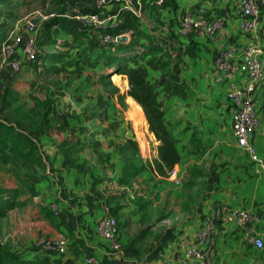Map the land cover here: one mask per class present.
Returning a JSON list of instances; mask_svg holds the SVG:
<instances>
[{
	"label": "crops",
	"instance_id": "obj_1",
	"mask_svg": "<svg viewBox=\"0 0 264 264\" xmlns=\"http://www.w3.org/2000/svg\"><path fill=\"white\" fill-rule=\"evenodd\" d=\"M53 1L52 11L61 17L56 18L49 32L60 22L68 30L62 39L66 37L72 43L80 40L76 44L86 46L84 55L92 59L111 45L100 46L99 34L85 32L72 15L74 7L94 10L92 3ZM236 1L166 0L157 5L156 0H129L131 10L125 12L123 27L118 32L126 33L128 38L116 43L150 45L152 41L148 39L158 35L159 23L161 30L178 34L179 19L186 11L221 19L222 28L216 37L197 30L189 36L178 34L182 42L180 54L185 59L183 67L202 71L205 92L200 109L219 135L215 146L225 144L221 134L225 130L241 154L211 159L213 168L208 176L200 173L193 179L196 184L190 187L175 185L170 177L157 173L151 159V166L142 168L140 143L138 154L131 158L128 141L136 139V128L131 114L134 101L127 95L126 79L118 85L104 73L92 79L76 78V93L57 100L58 105L47 115L43 128L33 134L32 151L23 158L30 190L22 193L20 203L0 216L1 249L19 258H46L50 264H84L89 255L94 264H182L181 239L196 231L212 211L220 209L225 220L219 224L215 254L209 264L264 263V246L257 249L245 237L254 231L264 241V170L259 166V161L264 162V135L252 137L257 155V160H253L236 144L225 85L216 84L211 78L219 44L233 41L244 45L255 40L264 50V14L255 34L244 33L238 28ZM111 8L114 7L106 10ZM20 34L25 35L26 28ZM125 61L128 66L141 67L140 62ZM177 82L172 87L178 90L167 91L172 100L182 101L176 93L180 88L181 93L186 91L189 81L183 78ZM185 96L182 95L183 99ZM254 101L258 109L264 108V82L257 85ZM191 112L187 115L192 116ZM175 114L174 110L170 115ZM179 155L174 167L183 172L191 160L189 155ZM153 157L157 160L154 153ZM205 162L199 159V168L205 167ZM51 203L56 204V211L51 209ZM231 209L245 210L253 218L244 225L228 221ZM106 215L117 218L118 249L96 233V221ZM61 237L67 243L63 253L45 249L39 243L44 238Z\"/></svg>",
	"mask_w": 264,
	"mask_h": 264
},
{
	"label": "rangeland",
	"instance_id": "obj_2",
	"mask_svg": "<svg viewBox=\"0 0 264 264\" xmlns=\"http://www.w3.org/2000/svg\"><path fill=\"white\" fill-rule=\"evenodd\" d=\"M53 5V0H0V187L15 191L12 192V196L7 193L6 198L16 203L21 199L22 193L30 190L31 186L27 182V167L23 162L24 156H21L22 149H25L30 141L34 142L33 134L43 128L47 115L58 105L57 100L76 93L78 86L76 78L92 79L104 73L107 79L118 85L126 79L123 74L117 72V68H103L102 64H97L100 59L84 55L86 46L76 44L81 43L80 40L72 43L66 40V37L62 39L68 30L60 22L55 25L54 31L49 32L45 27L39 29L37 44L41 64L24 66L20 72L11 73L7 65L6 47L14 45V35L20 34L32 17L39 12L52 11ZM161 26L159 23L158 35L148 39V42L152 41L147 48L149 50L130 59L134 63L140 62L142 73L157 92L158 104L164 111L165 123L173 126L171 132L177 129L172 134L177 139L179 153L184 157L187 155L190 157L191 162L184 167L183 172L176 167L175 177L171 181L178 186L190 187L196 184L193 179L197 175L205 173L208 176L211 173L213 168L211 159L221 160L237 152H239L237 155H240L241 151L235 147L232 136L229 133L225 135V130L221 131L222 142L225 144L222 147L215 146L216 136L219 135L214 133L210 119L204 118L200 109L203 108L202 98L205 92L202 71L183 67L185 59L184 55L180 54L182 42L178 34L169 29L161 30ZM57 59H63L66 63ZM115 74L118 76L115 77ZM183 78L189 81L186 91L181 93L180 88V93L176 94H180L182 101L180 98L174 101L167 90L170 88L178 90L172 85ZM126 85L128 89L127 79ZM182 95L186 98L183 99ZM131 107V114L134 117L135 102L131 101ZM174 110L176 114L171 116V111ZM189 110L192 111V116L187 115ZM133 119L136 139L128 141L131 158L133 159L134 153L138 154L140 143L143 152L142 168L144 165L150 167L151 159L156 170L153 153L156 155L158 142L148 129L146 117L145 128L136 122L135 117ZM187 131L189 135H185ZM199 159L206 160L205 167L199 168ZM172 168L163 169V173L156 171L159 175L169 177ZM132 169L131 166V172ZM1 230L0 227V234Z\"/></svg>",
	"mask_w": 264,
	"mask_h": 264
},
{
	"label": "built area",
	"instance_id": "obj_3",
	"mask_svg": "<svg viewBox=\"0 0 264 264\" xmlns=\"http://www.w3.org/2000/svg\"><path fill=\"white\" fill-rule=\"evenodd\" d=\"M74 2L88 1L95 7L94 10H84L80 7L72 9L81 28L88 33L99 34L100 46H107L118 42L119 37H126V33H118L123 27L125 12L130 11L129 0H73ZM166 0H156L157 5H162ZM107 7H114L106 10ZM238 28L248 34H255L260 25L261 15L264 14V0H237ZM140 16L138 10L134 11ZM55 11L39 12L32 17L26 26V34H17L13 37V44L6 47L8 68L11 73H18L24 66L40 65L37 36L40 28L55 17ZM35 19L36 22H32ZM222 28L219 18L208 19L196 16L189 11L184 12L180 19L177 33L189 36L194 31H201L211 37H216ZM211 78L216 84L225 85V98L231 117L232 133L236 144L245 151L253 160H257L256 148L252 137L256 134L264 135V108L258 109L254 101V91L258 84L264 82V50L261 45L253 40L244 45L233 41L219 44L213 60ZM261 170L264 162L259 161ZM176 168H172L169 177L174 179ZM51 209L57 206L51 203ZM228 221L244 225L252 220V215L245 210H228ZM225 220L220 209L212 211L201 223L200 227L192 234L181 239L183 247L182 264H209L215 254L216 238L219 224ZM98 235L108 239L113 249L120 247L119 224L114 215L100 217L95 224ZM255 248L261 249L264 241L258 232L252 231L245 235ZM39 243L48 250L55 249L63 253L67 248L66 239L44 238ZM91 255L87 256L84 264H94ZM264 264V263H262Z\"/></svg>",
	"mask_w": 264,
	"mask_h": 264
},
{
	"label": "trees",
	"instance_id": "obj_4",
	"mask_svg": "<svg viewBox=\"0 0 264 264\" xmlns=\"http://www.w3.org/2000/svg\"><path fill=\"white\" fill-rule=\"evenodd\" d=\"M55 18L47 22L45 28L52 27L55 24ZM149 46L145 42L138 47L131 43H112L108 47L103 48L104 51H101L97 58L101 60L103 68H117V72L126 76L128 84L127 95L133 99L136 106L134 110L135 120L140 126H144L146 117L148 129L158 142L156 146V170L159 173H163V169H171L180 159L177 139L165 123L164 111L158 104L157 92L148 83L138 65L128 66L125 61L138 54L147 52L146 50H149L147 49ZM141 116L143 120L140 119ZM34 143L35 141H30L28 146L22 149L23 153H21V156L29 154ZM12 192L15 191L0 187V216L19 203L6 198V194L8 193L12 196ZM0 264H50V262L46 258L39 257L19 258L0 248Z\"/></svg>",
	"mask_w": 264,
	"mask_h": 264
},
{
	"label": "water",
	"instance_id": "obj_5",
	"mask_svg": "<svg viewBox=\"0 0 264 264\" xmlns=\"http://www.w3.org/2000/svg\"><path fill=\"white\" fill-rule=\"evenodd\" d=\"M32 22H34V23H35V22H36V20H35V19H33V20H32ZM126 39H127V38H126V37H124V36H123V37H119V38H118V40H120V41H125Z\"/></svg>",
	"mask_w": 264,
	"mask_h": 264
}]
</instances>
